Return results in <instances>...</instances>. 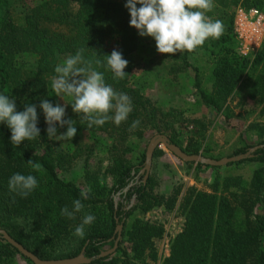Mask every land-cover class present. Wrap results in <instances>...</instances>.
Listing matches in <instances>:
<instances>
[{
	"label": "trees",
	"instance_id": "trees-1",
	"mask_svg": "<svg viewBox=\"0 0 264 264\" xmlns=\"http://www.w3.org/2000/svg\"><path fill=\"white\" fill-rule=\"evenodd\" d=\"M125 3L126 0H42L30 6L24 0H0V94L13 98L17 111H23L25 104L37 105L40 129L39 138L13 146L11 130L0 122V230L39 260L71 258L83 248L84 257L91 259L89 264H156L155 242L163 235L162 226L140 216L156 208L175 209L182 225L169 240L167 255L158 264H264V148L251 153L250 158L223 167L183 163L187 168L193 165L196 171L214 170V176L206 183L205 191L178 185L167 195L159 189L155 173L148 171L142 180L145 146L137 150L143 130H148L164 135L184 154L200 151L204 158L220 159L210 154L206 142L203 146L197 144L201 130L186 138L182 146L172 125L176 119H187L179 111L160 109L142 93L144 86L154 82L171 85L174 76L187 69L193 72L196 103L225 121L232 118L228 104L234 98L237 107L250 103L264 110V38L253 56L241 57L235 52L231 29L237 6L263 11L264 0H214L213 10L206 15L223 22V35L207 39L194 52L162 55L167 60L165 71L142 70L137 77L128 58L136 53L150 57L157 49L154 39L152 44L141 42L136 29L129 26ZM111 37L117 38L114 49L128 61L124 79L114 78L106 63L105 56L114 50L105 48ZM79 49H84L85 59L104 74L106 84L131 98L132 111L119 126L110 120L103 126L88 127L82 114L73 111L72 97L53 95L50 83L57 75L55 66ZM197 52L206 54L209 61L206 85L200 82L197 69L188 63V57ZM97 59L100 66L95 64ZM42 99L65 106L64 119L76 121V135L71 140H60V145L56 138H48L45 117L39 108ZM135 120L140 121L139 126L130 130ZM56 127L57 135L67 130V125ZM246 130H257L260 140L256 145L264 143L262 126L249 123ZM96 134L105 135L109 142L104 144ZM253 146L235 147L226 157L244 154ZM132 153L135 157L130 163L127 158ZM160 155L163 152L154 149L151 163ZM102 156L106 166L101 169V160L96 158ZM75 158H82L79 179L64 180L60 172L67 171ZM29 159L40 163L42 169L33 170L27 163ZM89 160H94L91 168L86 167ZM248 163L255 165L248 179L227 170ZM220 169L224 175L219 174ZM14 173L37 178L38 187L27 198L10 192L8 181ZM106 176L111 179L109 187L103 183ZM82 192H88L87 198ZM77 199L83 203V211L75 219L62 216L61 208L71 210ZM86 213L94 215L95 221L86 225L84 238L71 254L58 256V243L75 231ZM117 225L120 232L114 252L97 258L112 247ZM15 257L31 264L0 238V264H17Z\"/></svg>",
	"mask_w": 264,
	"mask_h": 264
},
{
	"label": "clouds",
	"instance_id": "clouds-1",
	"mask_svg": "<svg viewBox=\"0 0 264 264\" xmlns=\"http://www.w3.org/2000/svg\"><path fill=\"white\" fill-rule=\"evenodd\" d=\"M124 7L129 12V26L135 28L141 37L153 38L157 51L162 54L194 52L203 46L207 39H219L224 33L223 22L206 15L213 10L214 0H126ZM83 53L84 49H79L74 55H69L62 64L55 66L57 75L52 79V90L57 96L64 93L73 98V111L82 114L88 127L103 126L110 120L119 126L127 120L132 111L131 98L106 84L104 74L97 71L93 62L85 59ZM105 57L114 78L124 79L127 75L124 69L128 61L123 58L122 53L114 49ZM95 64L100 66L101 61L97 59ZM39 108L45 117L49 139L54 137L56 140H71L76 135V121L64 119L65 106L54 105L42 99ZM0 122L6 123L11 130L10 139L13 146H19L25 140H35L40 136L35 104H25L23 111H17L15 100L0 94ZM139 123V120L133 121L130 130L136 129ZM57 124L60 127L67 125L66 132L57 135ZM27 163L33 170L42 169V165L32 159ZM8 187L10 192L27 198L38 187V180L31 174L14 173L9 178ZM90 191L91 189H88V192ZM88 192H82L81 195L87 198ZM72 204L71 210L67 206L61 208L62 216L75 219L76 214L83 211L81 200H74ZM94 221L95 216L86 213L82 222L75 228L74 235L83 239L85 226Z\"/></svg>",
	"mask_w": 264,
	"mask_h": 264
},
{
	"label": "rangeland",
	"instance_id": "rangeland-1",
	"mask_svg": "<svg viewBox=\"0 0 264 264\" xmlns=\"http://www.w3.org/2000/svg\"><path fill=\"white\" fill-rule=\"evenodd\" d=\"M28 5L34 6L40 3L42 0H24ZM264 11V10H263ZM137 31V30H136ZM138 33V32H137ZM141 42L153 43L151 37H141ZM117 38L111 37L105 43L106 50H112L116 47ZM162 53L157 50L147 57L145 53L131 55L128 61L133 64V75L137 77L142 70H152L154 72L165 71L167 66V60L162 58ZM66 58H61L58 64H62ZM188 63L197 69L200 82L206 85L207 71L209 68V61L207 55L201 52H197L188 57ZM193 72L190 69L185 70L174 76L172 84H163L160 82H154L150 86H144L142 93L151 102L162 110L173 109L181 113L182 118L187 121L180 122V119L173 121V129L175 130L180 144L185 145L186 138L191 134H196L201 130L200 138L197 139V144L203 146L205 142L208 144L210 154L214 157L223 158L230 154L231 150L235 147L243 145H256L260 138L257 130H246L249 123H256L258 126L264 128V110L261 111V105L256 107L250 106V103L242 104L241 107L235 105L237 99H232L229 102L228 107L232 111V118L225 121L221 116L215 115L208 109L202 107L196 103L195 90L193 88ZM52 82L50 88L53 95L57 96L52 90ZM183 119V120H184ZM202 124V127L200 125ZM142 139L137 143V150H140L143 146H146L149 138L154 134L151 131L143 130ZM104 144L109 142L108 137L101 134H96ZM203 136V137H202ZM264 137V133H263ZM262 137V139H264ZM59 144L62 142L58 140ZM163 152L152 160H150L149 170L151 173H155L158 181L159 189L167 195L174 186L181 185L183 188L193 187L196 190L205 191L206 183L211 181L215 171L211 169L195 170L193 164L188 168L183 165L178 159L173 157L161 146L158 148ZM136 153V152H135ZM135 153L128 156L129 162L134 161ZM200 155V151L198 154ZM105 157H97V160H101V169L106 166ZM82 158H75L67 171L60 172L64 180L76 178L79 179L81 174ZM94 165V160H89L86 163V167L91 168ZM253 163L243 164L238 168L228 167L229 172L234 174H240L244 179H248L250 171L254 168ZM223 169L219 170L220 175ZM149 173V172H148ZM103 183L106 187L111 184L110 177L106 176L103 179ZM132 205V204H131ZM142 220L149 223H157L162 226L163 235L155 242V249L157 252L158 264L159 259L167 255V248L169 240L180 231L182 225V218L179 213L172 209L171 211H163L161 208H156L148 212L147 214L140 216ZM87 226H85V233ZM81 238L71 233L67 238L61 240L57 246V255L66 256L71 254L79 245ZM17 264H27L19 257H15Z\"/></svg>",
	"mask_w": 264,
	"mask_h": 264
},
{
	"label": "water",
	"instance_id": "water-1",
	"mask_svg": "<svg viewBox=\"0 0 264 264\" xmlns=\"http://www.w3.org/2000/svg\"><path fill=\"white\" fill-rule=\"evenodd\" d=\"M160 146L182 163L200 164L210 167H223L226 164L236 163L244 159L250 158L251 153H253L257 149L264 148V143L259 145H254L253 147L249 148L244 154L231 156V157H223L218 160H211L197 154L195 155L184 154L179 150V148L170 144L168 142V139L164 135L155 134L149 138L145 146L143 168L140 170V173H143L142 180L145 179L148 173L152 152L154 151V149L156 148L158 149ZM131 204H132V200H130V205ZM119 232H120V225H117L113 231V233L116 234V237L113 241L112 247L106 251L100 252L97 258H105L106 256L111 255L114 252L119 237ZM0 238L4 240L11 248L15 249L20 256L27 259L31 264H89L91 262V259H87L84 257L83 248L79 251V253L76 256L71 258H64L59 260H39L30 252L23 249L19 244L14 242L11 238H9L3 230H0Z\"/></svg>",
	"mask_w": 264,
	"mask_h": 264
},
{
	"label": "built area",
	"instance_id": "built-area-1",
	"mask_svg": "<svg viewBox=\"0 0 264 264\" xmlns=\"http://www.w3.org/2000/svg\"><path fill=\"white\" fill-rule=\"evenodd\" d=\"M235 52L241 57L253 56L264 38V11L237 6L232 14Z\"/></svg>",
	"mask_w": 264,
	"mask_h": 264
}]
</instances>
